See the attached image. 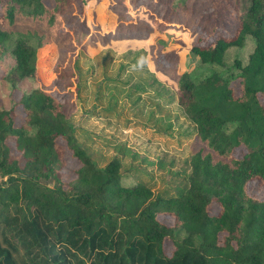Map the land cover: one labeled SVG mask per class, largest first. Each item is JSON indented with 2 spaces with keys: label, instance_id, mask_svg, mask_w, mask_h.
<instances>
[{
  "label": "trees",
  "instance_id": "trees-1",
  "mask_svg": "<svg viewBox=\"0 0 264 264\" xmlns=\"http://www.w3.org/2000/svg\"><path fill=\"white\" fill-rule=\"evenodd\" d=\"M0 8L8 25L18 16L33 22L16 29L0 21V59L14 60L4 78L20 91L9 109L0 106V264H264V198L245 188L250 180L264 186V0L233 1L232 9L245 10L234 30L205 33L192 44L200 71L180 73L178 101L204 145L190 155L186 185L166 195L143 182L121 183L118 156L98 166L77 141L62 102L39 86L18 85L36 79L58 4L0 0ZM229 8L225 1L221 10ZM247 38L253 48L246 61L228 64V48ZM74 65L79 91L78 58ZM15 105L28 128L14 123ZM10 135L22 161L11 152ZM59 138L80 161L67 181ZM238 148L245 150L236 154ZM158 214L173 215L174 223ZM166 237L174 243L171 254L164 251Z\"/></svg>",
  "mask_w": 264,
  "mask_h": 264
},
{
  "label": "rangeland",
  "instance_id": "rangeland-1",
  "mask_svg": "<svg viewBox=\"0 0 264 264\" xmlns=\"http://www.w3.org/2000/svg\"><path fill=\"white\" fill-rule=\"evenodd\" d=\"M44 1L48 6L58 4L59 15L43 38L42 66L36 79H23L20 88L29 91L39 86L62 102L77 141L98 166L113 156L120 158L121 183L143 182L155 193H175L186 185L190 155L204 145L179 104L178 77L185 70L200 71L192 44L205 33L233 31L245 10L232 9L235 0ZM225 1L231 6L227 12L221 10ZM0 21L16 29L33 25L30 17L22 16L8 25L1 8ZM244 44L228 48V64L235 57L246 61L253 40L247 38ZM76 58L81 71L79 91ZM13 62L11 56L0 59V106L8 109L20 95L17 89L11 91L4 78ZM232 85L234 93L240 94L239 78ZM260 98L264 105L262 94ZM13 114L16 125L29 127L22 107L15 105ZM6 141L22 161L15 137L10 135ZM58 143L64 159L61 178L67 181L75 176L80 161L64 139L59 138ZM245 188L253 198H264V186L257 180L248 181ZM208 210L215 213L218 206L211 202ZM158 217L174 223L173 215ZM219 236L221 239L222 233ZM163 247L171 254L173 240L166 237Z\"/></svg>",
  "mask_w": 264,
  "mask_h": 264
}]
</instances>
